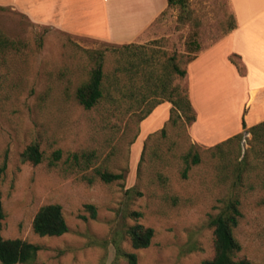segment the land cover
I'll use <instances>...</instances> for the list:
<instances>
[{"label":"rangeland","instance_id":"374dc122","mask_svg":"<svg viewBox=\"0 0 264 264\" xmlns=\"http://www.w3.org/2000/svg\"><path fill=\"white\" fill-rule=\"evenodd\" d=\"M188 5L187 15L169 7L130 47L73 36L0 7L2 236L41 246L26 264H130L127 254H136L137 264H202L215 255L211 219L236 200L238 258L264 264V148L248 129L219 147L197 145L186 114L169 102L184 104L188 95L175 68L186 69L235 27L229 0ZM100 60L105 95L87 110L78 89ZM213 120L209 130L219 124ZM33 144L44 157L38 165L23 160ZM58 150L63 156L55 161ZM74 154L86 158L77 163ZM98 171L125 179L105 183ZM50 204L63 208V236L34 231L37 213ZM136 224L154 229L150 247L133 248L128 231Z\"/></svg>","mask_w":264,"mask_h":264},{"label":"crops","instance_id":"0c3cea01","mask_svg":"<svg viewBox=\"0 0 264 264\" xmlns=\"http://www.w3.org/2000/svg\"><path fill=\"white\" fill-rule=\"evenodd\" d=\"M235 28L188 63V96L196 113L193 143L213 147L264 122V0H229ZM31 21L78 37L138 43L169 8L168 0H0ZM246 68L242 75L231 57ZM173 107V106H172ZM213 118L219 123L209 130Z\"/></svg>","mask_w":264,"mask_h":264},{"label":"trees","instance_id":"16d2710c","mask_svg":"<svg viewBox=\"0 0 264 264\" xmlns=\"http://www.w3.org/2000/svg\"><path fill=\"white\" fill-rule=\"evenodd\" d=\"M168 4L169 7H179L184 15L189 13L188 0H168ZM130 46L131 44L127 46L124 45L123 47ZM231 61L237 66L242 75L246 74V68L239 56H232ZM175 69L182 78L186 77V69L181 70L177 67ZM104 79L103 60H100L97 67L92 72L90 81L78 89V100L85 109H93L105 95L103 90ZM169 102L173 105V112H184L188 122L191 124L196 121V113L188 95L186 100H184V104L174 100H169ZM190 112L191 115L189 116L188 113ZM244 128L247 129L245 123ZM248 131L253 135V140L264 148V122L253 126L248 129ZM241 136L242 134H238L221 144H227L234 140H238ZM221 144L216 145V147H219ZM259 152L264 155V149H261ZM53 156L55 161H59L62 159L63 153L61 150H58L54 152ZM72 157L77 163H80L81 159L86 158L85 154L82 156L74 154ZM23 160L24 162H31L34 165L42 163L44 157L39 146L33 144L27 147L23 153ZM199 162L200 158L196 155L193 163L198 164ZM6 169L7 163L5 162L4 165L0 167V262L2 264H26L34 260L42 248L39 245L22 239H4L2 236L5 213L2 202L1 181ZM97 173L100 179L105 183H113L125 179L123 174H114L107 171H98ZM239 205L240 202L238 200L231 201L223 213L211 219L210 225L214 229L215 255L212 259L206 260L202 264H252L247 258H238V255L242 251V246L234 235V229L238 226L240 218L242 217ZM86 207L92 211L93 217L95 218L96 208L93 205H87ZM133 214L136 217L142 216L139 212H134ZM33 228L35 233L41 237H60L68 233L69 226L64 217L62 206L58 204L43 206L34 219ZM128 236L130 237L134 249H146L150 247L155 236V231L153 228L136 224L129 229ZM126 257L129 259L130 264H137L136 254H127Z\"/></svg>","mask_w":264,"mask_h":264}]
</instances>
